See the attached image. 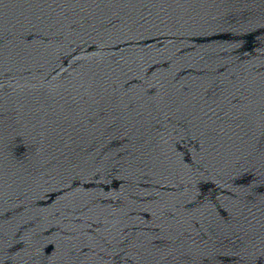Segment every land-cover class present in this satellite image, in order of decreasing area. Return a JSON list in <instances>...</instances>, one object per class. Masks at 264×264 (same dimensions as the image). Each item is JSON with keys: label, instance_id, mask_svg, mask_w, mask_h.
<instances>
[{"label": "water", "instance_id": "water-1", "mask_svg": "<svg viewBox=\"0 0 264 264\" xmlns=\"http://www.w3.org/2000/svg\"><path fill=\"white\" fill-rule=\"evenodd\" d=\"M0 264H264V0H0Z\"/></svg>", "mask_w": 264, "mask_h": 264}]
</instances>
